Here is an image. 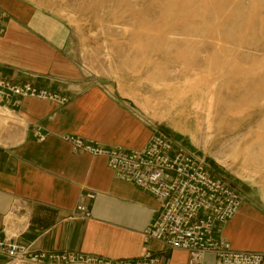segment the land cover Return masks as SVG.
I'll list each match as a JSON object with an SVG mask.
<instances>
[{
    "label": "crops",
    "instance_id": "0c3cea01",
    "mask_svg": "<svg viewBox=\"0 0 264 264\" xmlns=\"http://www.w3.org/2000/svg\"><path fill=\"white\" fill-rule=\"evenodd\" d=\"M68 37L60 18L26 0H0V78L68 98L64 105L35 98L0 102V238L34 250L112 260L149 252L159 264H189L187 252L143 241L160 202L118 180L105 157L73 153L64 139L137 150L154 131L128 103L86 77L68 54ZM77 204L86 206L89 218L70 217ZM214 234L234 250L262 253L264 264L263 199L243 197ZM202 264L219 263L206 254Z\"/></svg>",
    "mask_w": 264,
    "mask_h": 264
},
{
    "label": "rangeland",
    "instance_id": "374dc122",
    "mask_svg": "<svg viewBox=\"0 0 264 264\" xmlns=\"http://www.w3.org/2000/svg\"><path fill=\"white\" fill-rule=\"evenodd\" d=\"M26 1L67 24L68 54L88 79L204 158L241 198L264 201V166L247 177L238 152L253 146L264 160V0ZM210 100L218 109L206 129Z\"/></svg>",
    "mask_w": 264,
    "mask_h": 264
},
{
    "label": "built area",
    "instance_id": "2783aa9c",
    "mask_svg": "<svg viewBox=\"0 0 264 264\" xmlns=\"http://www.w3.org/2000/svg\"><path fill=\"white\" fill-rule=\"evenodd\" d=\"M23 98L44 99L64 105L68 98L31 83H17L0 78V102ZM43 136L38 133L37 139ZM73 153L106 158L115 177L151 194L160 202V210L143 231V241H156L164 248L188 254L189 264H202L206 254L219 264H262L257 251L234 250L215 227L230 220L242 198L238 191L215 175L204 158L179 147L171 139L153 131L140 149L105 148L75 136H65ZM87 199L94 194L86 192ZM71 218H89L90 212L77 204ZM0 258L5 264H159V257L149 252L133 259H107L76 252L32 249L11 238H0Z\"/></svg>",
    "mask_w": 264,
    "mask_h": 264
},
{
    "label": "bare ground",
    "instance_id": "6f19581e",
    "mask_svg": "<svg viewBox=\"0 0 264 264\" xmlns=\"http://www.w3.org/2000/svg\"><path fill=\"white\" fill-rule=\"evenodd\" d=\"M206 94L208 95L207 97L209 98V99H211V97H212V92H210V91H208V92H206ZM206 94H205V96H206ZM199 95L200 96H202L203 97V92L202 91H200V93L199 94H192V96H191V99H192V101L193 102H195V100H197L198 99V97H199ZM206 97V98H207ZM213 99V98H212ZM211 99V100H212ZM208 101L207 103H206V101H205V103H204V107H202L201 109L204 111V114H205V116H204V119H205V121L207 122V124H206V129H210L209 128V124H210V122H209V119L208 118H210L209 116L211 115V117H212V114L213 113H217V109H218V105L216 106V105H214V106H212V101ZM198 104H199V102H198ZM197 104V106H200V105H198ZM219 104V103H218ZM194 105H195V103H194ZM204 121V120H203ZM263 140H264V138H263ZM258 142H259V140H258ZM257 142V143H258ZM260 144V146H258V152H262V154H264V144H261V143H259ZM254 146H256V145H254ZM247 147V146H246ZM240 148V147H239ZM257 148V147H256ZM242 150V149H241ZM238 152H241L242 153V155H243V164H242V166H243V170L247 173V177H252V173H254V172H248V170H250V168L249 167H251V168H254V167H256V166H260V165H263L264 166V160L263 161H260L259 160V158L257 157V154H256V150H254V148H253V146H251V148H249V146L246 148V149H244V150H242V151H238ZM237 153V152H236ZM239 153H237V155H238ZM261 159V158H260ZM263 159H264V157H263ZM235 161V160H234ZM249 166V167H248ZM264 168V167H263ZM262 168V169H263ZM258 169V168H257ZM258 170H260V169H258ZM256 174V173H255ZM263 196H264V194H263ZM15 264H19V263H15Z\"/></svg>",
    "mask_w": 264,
    "mask_h": 264
}]
</instances>
